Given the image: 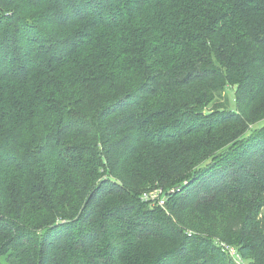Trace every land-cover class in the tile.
Returning a JSON list of instances; mask_svg holds the SVG:
<instances>
[{
    "label": "trees",
    "instance_id": "obj_1",
    "mask_svg": "<svg viewBox=\"0 0 264 264\" xmlns=\"http://www.w3.org/2000/svg\"><path fill=\"white\" fill-rule=\"evenodd\" d=\"M258 121L264 0H0V264H264Z\"/></svg>",
    "mask_w": 264,
    "mask_h": 264
},
{
    "label": "rangeland",
    "instance_id": "obj_2",
    "mask_svg": "<svg viewBox=\"0 0 264 264\" xmlns=\"http://www.w3.org/2000/svg\"><path fill=\"white\" fill-rule=\"evenodd\" d=\"M217 104H216V107H220L221 106V104H223L224 106L223 107H227L229 110H233L232 108H235L236 109V111H238V109H237V107H236V100H235V98H234V91L233 90H231L228 94H226V96H224L223 97V99H222V101H217L216 102ZM235 111V112H236ZM256 117H257V115H256ZM260 121V120H259ZM258 121V123L259 124H261L263 121H261V122H259ZM257 123V124H258ZM262 124H264V123H262ZM258 125H256V127H257ZM69 148V150H72V148L71 147H68ZM73 152V151H72ZM74 154L75 153H71V155H68V160H71V158L74 156ZM74 158V157H73ZM188 181V179H185L184 181H183V183H186ZM201 182H200V180H198L195 184H197L198 186H200L199 184H200ZM200 189H203L202 187H198V190H200ZM151 191H157L158 192V194H160L161 196H162V199H164V200H166V203H167V200H168V198H167V194L165 193V192H163L164 191V189L163 188H161V187H153L152 189H149V190H147L146 192H151ZM175 191V189H173L171 192H174ZM145 193V192H144ZM144 193H142V195L140 196L141 197V201L142 202H145V203H148V205L149 206H158V207H162V208H166L167 207V204L165 203V204H161L158 200H154V201H151V200H146L145 198H144ZM260 217L261 218H264V198H262L261 200H260ZM141 213V212H140ZM141 214H143V215H145V217H147L148 216V214L146 213V211H142V213ZM176 223H178V220H176ZM123 236H121V238H122ZM123 240H124V238H122ZM170 262H172V260L170 261ZM173 263H175V264H178L177 262H173Z\"/></svg>",
    "mask_w": 264,
    "mask_h": 264
},
{
    "label": "built area",
    "instance_id": "obj_3",
    "mask_svg": "<svg viewBox=\"0 0 264 264\" xmlns=\"http://www.w3.org/2000/svg\"><path fill=\"white\" fill-rule=\"evenodd\" d=\"M144 198L146 200H151V201L158 200L161 204H165V202H166V200L162 199V196L160 194H158L157 191L145 192ZM225 249L230 254L235 255L236 259L240 260V256H238V253L236 252L235 248L230 247V246H225Z\"/></svg>",
    "mask_w": 264,
    "mask_h": 264
}]
</instances>
